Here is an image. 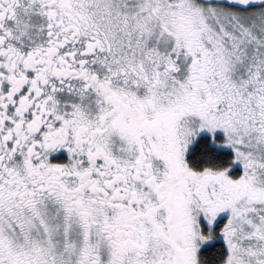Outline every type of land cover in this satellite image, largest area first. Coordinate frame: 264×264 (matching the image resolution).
<instances>
[{
    "label": "snow or ice",
    "instance_id": "obj_1",
    "mask_svg": "<svg viewBox=\"0 0 264 264\" xmlns=\"http://www.w3.org/2000/svg\"><path fill=\"white\" fill-rule=\"evenodd\" d=\"M0 264H264V0H0Z\"/></svg>",
    "mask_w": 264,
    "mask_h": 264
}]
</instances>
